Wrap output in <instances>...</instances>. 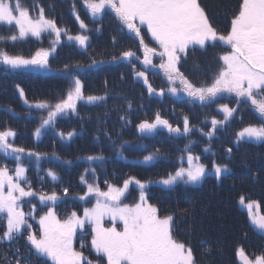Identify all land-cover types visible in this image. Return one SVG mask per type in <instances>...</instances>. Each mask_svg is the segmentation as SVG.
<instances>
[{
    "label": "snow or ice",
    "instance_id": "1",
    "mask_svg": "<svg viewBox=\"0 0 264 264\" xmlns=\"http://www.w3.org/2000/svg\"><path fill=\"white\" fill-rule=\"evenodd\" d=\"M83 5L93 19L101 16L106 10L113 12L122 30L127 29L134 39L138 38L143 59L131 50L122 52L118 59L132 66L134 77L138 81L142 80L150 96L163 97L168 94L177 99L186 96L190 102L199 101L205 105L225 98V94L228 97L234 95L237 98V106L241 103L247 104L261 121L259 125L243 127L236 134L237 142H264V0H242L227 34H220L211 26L199 0H83ZM76 19L79 20V16ZM0 26L7 27L14 33L7 37L0 36V42L3 43L16 42L29 36L39 39L42 33L55 34L53 47L50 50L40 49L31 58L9 55L0 49V66H3L5 73L51 71L48 57L50 52L55 51L54 46L60 42L62 33L69 41H75L81 47H86L89 39L84 34L68 35L67 29H61L54 20L45 17L43 8H40L38 15H30L20 0H0ZM80 28H87L83 21H80ZM144 29L158 48L149 47L145 43L142 35ZM217 43L226 46L224 53L219 56L222 62L219 71L211 83L200 86L193 84L178 67L182 54L186 58L190 47L205 48L209 44L215 46ZM154 57H159L158 65L153 63ZM133 61L139 62L144 70H136ZM95 63L93 61V64ZM155 69L162 71L168 85L167 92L163 88L157 91L149 83L146 72ZM82 87L81 81L74 78L66 98L55 104L48 101L30 103L25 98L24 90L19 89V95L24 98V104L29 109L47 111V118H42L40 127L34 133L36 137L41 135V128L53 125L58 116L69 111L75 113L78 101L94 103L104 99L97 96L85 97ZM218 111L223 113V120L213 118L212 131L203 133L210 139L217 126L228 122L237 109L221 104ZM137 127L142 134H152L163 127L177 137L186 136L191 131L186 116L181 133L179 127H173L168 120L162 119L158 112L152 122L144 120ZM74 134L69 132L67 137L71 138ZM59 135L64 138L63 133ZM15 136L16 133L11 129L0 131V156L12 158L16 162L14 175L10 174L7 166L0 167V222L6 225L0 236V244L11 243L27 232L30 251L38 258H47L52 264H94L93 260L85 255L84 249L95 254V264H195L191 247L173 235V217L159 214V209L148 202L145 191L148 184L135 177L124 180L122 187L107 184L105 181L107 191H102L97 184L88 183L85 179L89 171L86 169L85 175L81 176V183L86 185L87 191L78 199L90 203V197H95V203L92 207H84L82 214L72 211L65 218H61L55 207L60 200L57 193L52 191L51 194H37L32 189L26 176L27 169L21 163L25 149L14 145ZM192 143L194 142H190L183 150L188 153L186 158L180 157L181 165L186 159L187 167L180 166L174 174H169L159 183L169 187L181 181L185 184H198L210 174L206 165L199 162L200 157L191 154ZM228 151L231 152V149ZM27 155L40 159L39 153L29 151ZM155 158V155L145 156L144 163H149ZM86 159L102 161L103 157L88 156ZM212 168L217 179L222 173L229 171L227 165L216 163H213ZM91 172L94 176L95 169H91ZM47 174L52 180L57 179L54 172L49 171ZM132 184L139 190V199L133 204L123 203L122 197ZM63 191L66 194L68 190ZM37 195L39 203L48 210L39 217V230L34 232L28 221L35 218L36 206L33 205L26 214L22 202L25 198ZM239 203L247 210L250 226L264 234V214L260 213L259 203H245L244 197L240 198ZM106 218L112 222L111 227L104 226ZM117 221L122 225L121 229L117 228ZM86 227L90 228V233H87L91 236L90 245L81 242L80 250H77L74 241L78 232L85 234ZM18 252L17 249V254ZM237 255L243 264H264V255L256 256L254 260L249 259L243 249H238ZM21 259L26 258L17 255L15 264H21Z\"/></svg>",
    "mask_w": 264,
    "mask_h": 264
},
{
    "label": "trees",
    "instance_id": "2",
    "mask_svg": "<svg viewBox=\"0 0 264 264\" xmlns=\"http://www.w3.org/2000/svg\"><path fill=\"white\" fill-rule=\"evenodd\" d=\"M227 13L222 12V16L224 17ZM83 32L89 37L88 40L91 43L81 48L79 44L69 42L67 38L63 39V44L56 49L55 53L51 55L50 52L48 60L53 67L50 72L5 73L3 66H0V131L13 130L16 133L15 146L40 154L39 160L35 156L27 157L23 154L21 161L23 167L30 166L31 171L35 166L37 169L45 167L59 176L65 173L62 180L69 182L71 190L74 186L78 187L76 185L77 177L73 175L80 178L85 175L86 169L89 170V173L94 168L100 174H105L104 168L109 167L113 169L115 178L124 175L126 179L135 177L148 184L146 188L148 199L152 200L154 205L161 208L170 205L173 208L190 194L186 190L182 193L181 189H186L185 187H178V185L165 187L159 181L166 179L169 174H174L181 166L180 157L186 158L188 154L183 151L185 146L194 142L191 144V154L200 157V161L208 165L207 168L210 171L208 183L214 184L217 188L220 183L212 170L213 163L227 165L229 171L225 176L221 175L224 180L222 186L226 184L233 191H239L242 196L247 197L246 203L249 201L258 202L260 208L264 210V142L247 140L237 142L236 140V134L248 124H254V119L243 120L241 129L233 127V123H230L231 125L224 131H218L214 138H206L197 132V129L209 130L211 118L221 114L218 111L219 105L222 104L221 100L225 99L226 101L228 97L203 105L199 112L192 115L189 107L192 109L193 103L189 101L188 97L183 96L182 99H177L166 94L163 96L164 99H161L156 95L150 96L147 87L141 85L134 77L132 66L126 61L118 59L122 52L128 51L126 42L121 43L126 40L125 30L118 29L119 37L115 40L106 38L108 31L100 34L103 36L98 35L92 25L89 30ZM12 34L14 33L7 27L0 26V36L7 37ZM44 35H46L45 43H50V40L55 39V36L51 37L48 33H42L41 36ZM150 38L149 36L145 37V43L149 47H157ZM40 42V39L29 36L16 42H0V49L8 52L9 55L29 57L38 50ZM129 45H131L129 47L131 51L141 54L138 42H130ZM210 48H212L210 45L203 49H200L199 46L189 48L191 61L197 60L194 62V68L198 70V75L193 76L189 72L191 69L180 67V71L184 72L188 80L197 86L211 83L214 77L211 75L212 72L217 73L222 63L219 56ZM113 57L117 59L114 60ZM93 61L104 62L99 66L101 71L96 72L95 69H90L91 67L86 68L93 64ZM135 67L138 71L144 70L136 63ZM158 72V74H154V71L146 72L149 83L152 85V82H155L154 85L157 89L163 88L167 91L168 85L163 73L160 70ZM74 78L81 81L85 97L97 96L104 97V99L94 103L78 101L75 113L69 111L67 114L58 116L53 125L41 128V135L36 137L34 133L40 127L42 118H47V111L29 109L24 104V98L20 97L19 89L24 90L25 98L30 103L48 101L55 104L60 99L66 98V93ZM139 87L142 89L141 92ZM129 103H131V109H129ZM7 109L12 111H6ZM157 112L162 119L168 120L173 127H179L181 131H183V121L186 116L191 131L186 136L177 137L176 134L169 133L167 128L161 127L152 134H142L137 125L144 120L152 122ZM204 113L208 114L206 118H203ZM200 114L202 115L197 116ZM255 122L259 124L261 121L255 119ZM69 132L75 134L68 138ZM60 133L64 134V138H61ZM41 144L44 146L43 148ZM75 144L79 145V152L70 150L71 146ZM62 145L70 150L68 154L64 153V155L75 157L91 156L88 149V146H91L94 153L97 156H102L103 160H96L93 167L85 165L80 170L77 166L75 170L69 172H66L68 170L65 171L55 160H51V164L49 163V167H47L46 157L42 158L43 155L53 153L57 149L61 151ZM229 149L231 152L228 151ZM161 154L166 156V161L160 157ZM148 155H155L158 161L149 164L142 163L141 160ZM3 166L14 170L16 162L12 158L0 156V167ZM182 166L187 167L184 164ZM66 173L72 174L66 175ZM92 177L95 178L91 172L87 178L91 179ZM114 182L119 181L114 180ZM230 182H235V185H231ZM167 192H171L172 195L166 196ZM182 196L185 197L182 198ZM199 196H202V199L208 197L206 200L209 201L214 197L211 196L210 189L200 191L191 189L192 201H189L192 207L189 208L184 202L181 204V208L189 212L185 214H191L194 210L193 207L199 205L198 202L201 199ZM232 196L233 194L228 200L217 197L212 201L211 206L217 204L219 208H214L216 211L212 212L211 222L214 221L212 225L217 235L222 238L227 235L228 238L235 240V246L238 243L240 247L244 246L248 240L247 233H250L252 238L253 233L250 231L251 226L247 213L245 218L242 217L236 204L238 199L232 200ZM165 198L167 200H164ZM203 209H205V205ZM208 243L216 247L217 242L208 239Z\"/></svg>",
    "mask_w": 264,
    "mask_h": 264
},
{
    "label": "rangeland",
    "instance_id": "3",
    "mask_svg": "<svg viewBox=\"0 0 264 264\" xmlns=\"http://www.w3.org/2000/svg\"><path fill=\"white\" fill-rule=\"evenodd\" d=\"M25 1H26L25 4L20 2L24 7H27V3H29V4L31 3L30 1L38 2V0H25ZM73 1H75V0H39V3L44 5V6H40V7L43 8L45 17L48 19L54 20L56 22L57 26L60 27L61 29H67L68 35L75 36L78 34H83L84 33L83 31L89 30L91 25H92L93 28L97 31L98 35L103 34L106 31H108L106 34V38L112 39V40H115L117 37H119L118 29H120L121 31L125 30L126 40L124 42H121V43L126 42V46L128 48L131 47V45H129L130 42H138L139 43L138 38L134 39L132 37V35L128 33L127 29L122 30V26L119 23V21L117 20V18L115 17V14L113 12L106 10L103 14H101V16L93 19L91 17V14L87 11L86 7L83 5V0H79L80 4H71ZM199 3L201 5V7L204 9L205 14H206L211 26L213 28H215L218 33L227 34V32L230 30V27H231L232 18L236 14H238L239 5L242 3V0H217L216 2H215V0H199ZM35 12H36V15H38L39 11L35 10ZM222 12H228V13L223 17ZM77 16H79V18H80L79 20L76 19ZM80 21H83V23L87 26L86 29L80 28ZM142 35L150 36V34H147L146 29L142 30ZM49 36L52 37V36H55V34H52V35L49 34ZM100 36H103V35H100ZM45 38H46V35L41 36L39 38L41 40V42L39 44L40 46H39L38 50H40V49L49 50L53 47L51 40H50V43H45V40H44ZM65 38H67V36L62 33L61 38H60V42L54 46L55 51L60 45L63 44V39H65ZM69 42L76 43L75 41H69ZM106 42H107V40H106ZM89 43H91V42H89V40H88L86 42V46ZM97 44L99 45V41ZM154 44L158 47V45L155 42H154ZM217 44H218L219 48L216 46L213 47L210 45L212 47L210 49L217 56H220L226 50V46H224L220 43H217ZM81 48H84V47H81ZM138 49H136V50H138ZM200 49H203V48H200ZM37 51H35V53ZM55 51H52L51 55H53L55 53ZM140 51H141V54L136 53V55L139 56L140 59H142L143 58V51H142V49ZM35 53L33 55H29V57H25V58H31L32 56L35 55ZM190 53H191V51L189 49L186 58L182 54L181 61H180V64L178 65V67L180 68L181 66H183L184 68L191 69V71H189V72L193 76H196V75H198V70L194 68V66H195L194 62L197 60L193 59L191 61L192 58H191V55H189ZM156 58L157 57L153 58V63L158 65L160 63V60H159V58L158 59H156ZM48 59H49V57H48ZM133 62L138 64L140 67H142V65L139 62H136V61H133ZM188 62H191V63H188ZM48 63H49V68L52 71L53 67L50 65V60H48ZM103 63H104L103 61H99L96 64H91L89 66H86V68L91 67L90 69H95L96 72H99V71H101L99 69V66ZM186 63H188V64H186ZM180 70H181V68H180ZM152 71L159 73L158 72L159 69H155ZM215 74H216V72L213 71L211 75H215ZM151 79H152V77H151ZM139 82L141 83V85L143 84L142 80H140ZM154 83L155 82H152V87L154 89H156L157 91H159L160 89H157L155 87ZM139 90L141 92L142 89L139 87ZM165 92H167V91L165 90ZM157 97H159V96H157ZM225 97H228V95L225 94ZM159 98L164 99V97H159ZM182 98H180V99H182ZM236 99L237 98L233 95L231 97H228V99L226 101H225V99L221 100L222 104L225 101V104H227L230 108H232V107L236 108L237 111L234 112L233 117L230 118V120L228 122H226L223 125L217 126V130L214 132V135L212 138H214L217 135L218 131H221V130L224 131L225 128H227L229 125H231L230 123H233L232 124L233 127L241 129L242 123L244 122L243 120L249 121L248 119H251V120L254 119V124L250 123V125H258L255 122V119H258V118L253 113L252 109L247 104H243V103H241L239 106H237ZM81 101H86V100H81ZM81 101H79V102H81ZM218 101H220V99H218L216 102H218ZM191 103H193L192 109L189 107V110H191L192 115H195L197 112H199L201 110L203 105L199 101H195V102H191ZM205 105H208V104H205ZM201 115L202 114L197 115V116H201ZM207 116H208L207 113L203 114V118H206ZM214 118L216 120H223V118H224L223 113L221 112V114L219 116L214 117ZM212 119L213 118H211V120ZM200 130L201 129H197V132H199L200 134H202L206 138H209L208 136L204 135L203 133H207L209 131H212V125H210V128L208 131L203 130L201 132ZM69 142L71 143V141H69ZM41 147L43 148L44 146L41 144ZM61 148H62L61 151H58V149H57L53 153L43 155L42 158L46 157L47 167H49V163L51 160H55L59 163V165H61L65 169V171H66V169L68 170L66 172H69V171L75 170V168L77 166H79L78 169L82 170L85 167V165H87L88 167H93V164L96 163V161H88L86 159L87 157H80V156L75 157V156H70V155H64V153L68 154V151H70V150H73L75 152H79L80 147L78 144L72 145L70 150H67L66 147L63 145L61 146ZM88 149L90 152L89 154H91V156H97V154L94 153L91 146H88ZM27 152H29V151H25V155L27 157H29L27 155ZM50 152H52V150H50ZM160 157L162 159H165V161H166V156L164 154H161ZM155 161H158V159L155 158L153 161H151L149 163H152ZM141 162L144 163V158L141 160ZM149 163H144V164H149ZM183 164L187 166L186 160ZM24 167L27 169V172H26L27 179L31 183L32 189H34V191L37 194H39V193L51 194L52 191H55L56 193H58L57 195L60 197V200L57 202L55 207H56L57 214L61 218H65L66 215L72 211H76L78 214H82L84 207H92L93 204L95 203V197H90V200H91L90 203H84L78 199L79 196L84 195V193L87 191L86 185L81 183V177L78 178L77 175H73V176L77 177L78 183L76 185L78 187L74 186V188L71 190L69 182H67V180H62V178H63L62 176L65 173L62 176H59L55 173L57 179L52 180V178L47 174L51 170H48V168H45L44 165L42 166V167H44V169L41 167L37 169L35 166V168L32 171H31L30 166L29 167L24 166ZM80 170H78V171H80ZM104 171H105V174L102 173L103 174L102 175L95 169V175H94L95 178H93V177L91 179L87 178L88 174L91 173V172H89L87 174V176H85V179H87L88 183L97 184L102 191H107V184H112V185L117 186V187L123 186V182H124V180H126V177H124V175H121V177L118 176L117 178H115L114 177L115 173H114L113 169H111L109 167L104 168ZM75 172H73V173H75ZM10 174L14 175V173H12L11 170H10ZM68 174H72V173H66V175H68ZM114 180H118L119 182L116 183V182H114ZM105 181H107V184L105 183ZM114 183H116V184H114ZM230 184L234 186L235 182H230ZM161 185L165 186L163 184H161ZM176 185H178V187H185L186 189H181L182 193L186 190L190 195L187 196L186 198H184L185 196H182V198H184V199L182 201L180 200V203L177 204L175 207L171 208L169 205L168 207L164 208L165 214L171 215L173 217V220H172L173 235L177 240L184 242L187 246L191 247L192 252H193V256H194L195 264H234L235 255L237 254L238 249H243L244 253L254 252L257 249H258L259 253L264 251V239H263V237L259 236L253 230V227L250 231H252L254 239L252 238L250 233H247L246 238L248 240L246 241L245 245L244 246L241 245L240 246L241 248H240L238 246V243L235 246V242H234L235 240L228 238L227 235L224 236L223 238L220 237L219 235H217L216 232L214 231V228L212 225L214 223V221L211 222V218H212V214H213L212 212L216 211V209H214V208L215 207L219 208V206L217 204L211 206L212 201L216 200L217 197L228 200L230 195L233 194L232 200L238 199V201L236 203L237 207L239 208L238 212L242 215V217L244 216V218H245V214L247 213V210L245 208H243V206L240 205L239 200L241 197H244L245 203H246L247 197L242 196L239 191H233L232 188H229L228 186H226V184H225V186H222V183H218V188L212 183L206 184L205 178H203V180L198 184H185L181 181V182H177L176 184H174L170 187H174ZM165 187H169V186H165ZM64 189L68 190L66 194L63 191ZM191 189L196 190V191L210 189L211 190V196H214V197L212 200L209 201V200H206L208 197H205V199H202L203 197L199 196L201 198L198 202L199 205L197 204L196 207H193L194 210L192 211L191 214H185L181 210V204H183V202H184V203H186V206H188L189 208L192 207L190 204V201H189V200L192 201ZM165 195L171 196L172 193L167 192ZM222 195H225V196H222ZM146 196L148 198L147 191H146ZM138 199H139V190L134 184H132L129 186L128 192L125 193V196L122 197L123 203L133 204V203L137 202ZM164 200H167V199L165 198ZM148 202L154 205V202L152 200L148 199ZM204 205H205V209H203ZM50 206L51 205L49 204V207ZM155 206L157 207L156 204H155ZM157 208L159 209V214L161 216H163L164 213L163 214L160 213L161 209L159 207H157ZM212 208H213V210H212ZM47 210H48L47 207H44L41 205L39 212L36 211L34 213L35 218H34V221L31 223V225L32 226L36 225L37 230L34 231L32 229V231L37 232L39 230V223H38L39 217L41 215H43ZM29 211L30 210H28V212ZM24 212L26 214L28 213L26 211H24ZM261 212L264 213L263 211L260 210V213ZM165 214H164V216H167ZM193 214H194V217H192ZM31 220L32 219H29L28 222H30ZM104 226L105 227H111L112 222L106 218L104 220ZM116 226L118 229L122 228V225L120 224L119 221L116 222ZM87 233H90V228H87V227L85 229V234L81 235L78 232L77 238L74 241V247L79 249L81 242L90 245L91 236ZM25 236H26L25 242L27 243V232H26ZM208 239H210L213 242H217L216 247L211 246L210 243H208ZM85 250L87 253L95 256L94 253H90L87 249H85ZM250 255H253V254H250ZM8 258H9V260H12L13 262H15L17 259L13 255H10V256L8 255ZM89 259H92V258H89ZM92 260L95 264L96 256Z\"/></svg>",
    "mask_w": 264,
    "mask_h": 264
},
{
    "label": "flooded vegetation",
    "instance_id": "4",
    "mask_svg": "<svg viewBox=\"0 0 264 264\" xmlns=\"http://www.w3.org/2000/svg\"><path fill=\"white\" fill-rule=\"evenodd\" d=\"M32 229L34 231H36L37 230L36 225H33L32 226ZM2 234H3V229L0 227V236H2ZM25 234H26V232L22 235L23 238H24ZM8 244L9 243L0 244V251H1V247L4 250H6ZM10 244H11V248L6 250V252H5L6 253V256L9 255V254H16L17 253V245H18L17 238H16V240L12 241ZM1 254H3V252ZM248 255H249L250 259H253L254 260L256 256H258V255H264V251H262V252L259 253V251L257 249L256 251H254V254L253 255H250L249 253H248ZM41 259H45V258H41ZM7 261L8 260L2 259L3 264H7ZM24 261H25V259H21V264H24L23 263ZM2 262L0 261L1 264H2ZM234 262H235V264H240L239 261H238L237 256H235ZM27 264H34V262L32 260H30L29 258H27ZM39 264H43V263H39Z\"/></svg>",
    "mask_w": 264,
    "mask_h": 264
},
{
    "label": "water",
    "instance_id": "5",
    "mask_svg": "<svg viewBox=\"0 0 264 264\" xmlns=\"http://www.w3.org/2000/svg\"><path fill=\"white\" fill-rule=\"evenodd\" d=\"M241 260V259H240ZM241 263L243 264L242 260H241Z\"/></svg>",
    "mask_w": 264,
    "mask_h": 264
}]
</instances>
